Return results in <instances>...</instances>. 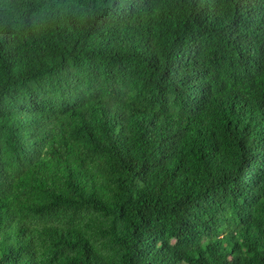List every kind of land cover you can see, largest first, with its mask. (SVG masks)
<instances>
[{
    "label": "trees",
    "instance_id": "trees-1",
    "mask_svg": "<svg viewBox=\"0 0 264 264\" xmlns=\"http://www.w3.org/2000/svg\"><path fill=\"white\" fill-rule=\"evenodd\" d=\"M0 264H264V0H0Z\"/></svg>",
    "mask_w": 264,
    "mask_h": 264
}]
</instances>
